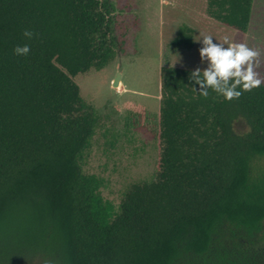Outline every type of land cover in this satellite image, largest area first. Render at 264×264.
I'll use <instances>...</instances> for the list:
<instances>
[{
    "label": "trees",
    "instance_id": "trees-1",
    "mask_svg": "<svg viewBox=\"0 0 264 264\" xmlns=\"http://www.w3.org/2000/svg\"><path fill=\"white\" fill-rule=\"evenodd\" d=\"M254 2L206 10L248 33ZM115 12L113 0H0V264H264L262 78L239 97H205L191 68L162 66L153 176L115 205L84 172L99 115L75 76L118 54ZM194 34L184 23L169 45L190 49Z\"/></svg>",
    "mask_w": 264,
    "mask_h": 264
},
{
    "label": "rangeland",
    "instance_id": "rangeland-1",
    "mask_svg": "<svg viewBox=\"0 0 264 264\" xmlns=\"http://www.w3.org/2000/svg\"><path fill=\"white\" fill-rule=\"evenodd\" d=\"M115 33L120 49L101 70L79 73L75 80L85 101L94 105L99 124L82 160L86 173L102 177L103 196L119 205L126 188L153 176L158 156L161 101V68L171 65L194 69L201 63L195 40L192 48L169 45L182 24L199 33L245 43L259 53L254 71L264 80V0H255L248 33L211 17L207 0H113ZM216 37V38H215ZM120 82L114 85L117 74ZM248 123L239 119L235 129L245 132ZM254 173L264 170V157L254 161ZM12 264H46L40 256Z\"/></svg>",
    "mask_w": 264,
    "mask_h": 264
},
{
    "label": "clouds",
    "instance_id": "clouds-1",
    "mask_svg": "<svg viewBox=\"0 0 264 264\" xmlns=\"http://www.w3.org/2000/svg\"><path fill=\"white\" fill-rule=\"evenodd\" d=\"M24 36L31 39V29L24 30ZM214 35L199 33L193 37L199 41L198 49L201 63L205 67L190 70L189 80L200 95L207 97L209 89L221 94L225 99L239 97L242 91H250L262 83L256 71L254 61L259 53L245 43L230 41L228 36L214 42ZM30 47L27 43L13 48L15 55H27Z\"/></svg>",
    "mask_w": 264,
    "mask_h": 264
},
{
    "label": "water",
    "instance_id": "water-1",
    "mask_svg": "<svg viewBox=\"0 0 264 264\" xmlns=\"http://www.w3.org/2000/svg\"><path fill=\"white\" fill-rule=\"evenodd\" d=\"M120 82V73L117 74L115 81H114V85H118Z\"/></svg>",
    "mask_w": 264,
    "mask_h": 264
}]
</instances>
